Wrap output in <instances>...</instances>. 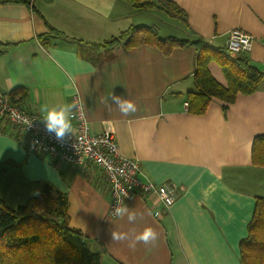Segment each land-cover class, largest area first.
Instances as JSON below:
<instances>
[{
  "label": "crops",
  "instance_id": "crops-1",
  "mask_svg": "<svg viewBox=\"0 0 264 264\" xmlns=\"http://www.w3.org/2000/svg\"><path fill=\"white\" fill-rule=\"evenodd\" d=\"M0 1V42L14 45L0 57V91L9 98L22 89L21 108L40 116L45 105L72 106L77 95L92 132L111 131L119 154L139 161L141 180L178 189L167 209L153 196L126 202L137 213L135 223L127 216L110 218L108 183L98 167H74L28 152L26 134L3 120L0 199L15 208L34 190L41 193L44 184L54 186L67 196L69 228L77 233L72 240L99 252L100 264H240L239 242L247 235L255 197L264 198V167L251 158L254 138L264 135V78L255 93L238 94L225 109L214 99L204 114H196L185 99L193 91L194 47L175 48L168 56L148 45L118 48L98 64L78 54L81 43H100L130 26L156 22L150 14L121 0H32L36 11ZM172 1L187 23L179 21L175 35L170 29L162 39L200 37L225 47L228 33L239 28L254 37L245 57L264 73V0ZM48 26L81 43L52 39L42 48L37 37ZM208 69L227 86L218 62ZM112 92L132 101L135 113L123 116L115 105L106 108ZM146 227L158 233L152 244L132 249L111 240V230Z\"/></svg>",
  "mask_w": 264,
  "mask_h": 264
},
{
  "label": "trees",
  "instance_id": "trees-1",
  "mask_svg": "<svg viewBox=\"0 0 264 264\" xmlns=\"http://www.w3.org/2000/svg\"><path fill=\"white\" fill-rule=\"evenodd\" d=\"M12 1L35 10L31 4L32 0ZM121 1L136 11H158L184 24L187 23L186 13L172 0ZM3 3L0 1V4ZM61 38L81 43L50 26L48 32L38 36L37 40L42 48L48 49L52 39ZM142 45L156 47L167 56L175 48L194 47L196 58L193 91L188 92L185 99L188 111L196 114H204L207 103L214 99L223 104H231L238 94L255 93L264 78V73H260L243 54L228 53L225 47L215 48L200 37L162 39L153 25L130 26L117 36L100 43H81L78 45V54L98 64L103 56L110 57L115 49L129 51ZM12 47L14 45L0 42V57ZM213 61L219 63L227 86L219 84L211 75L208 66ZM9 98L12 104L21 108L26 92L17 89L9 93ZM251 158L253 165L264 167V135L254 138ZM42 187L39 196L30 197L24 204L15 208L9 207L0 199V264H100L99 252L90 251L84 243L76 244L72 240L77 233L69 228L66 194L50 184H44ZM239 252L240 264H264L263 197H255L253 214L247 224V235L239 242Z\"/></svg>",
  "mask_w": 264,
  "mask_h": 264
},
{
  "label": "built area",
  "instance_id": "built-area-1",
  "mask_svg": "<svg viewBox=\"0 0 264 264\" xmlns=\"http://www.w3.org/2000/svg\"><path fill=\"white\" fill-rule=\"evenodd\" d=\"M254 37L238 29L231 30L226 38L225 49L233 54L251 51ZM264 46V42H263ZM72 134L58 141L54 134L45 131L42 116L28 113L11 103L8 96L0 91V123L6 120L26 134L28 152L48 155L57 162L74 167L91 164L98 167L108 183L110 202L107 215L119 205L135 197H155L163 208L171 207L176 201L178 189L169 182L155 184L140 179L141 169L135 158H125L118 152L114 134L109 130L92 132L87 121L81 99L75 95L71 100Z\"/></svg>",
  "mask_w": 264,
  "mask_h": 264
},
{
  "label": "clouds",
  "instance_id": "clouds-1",
  "mask_svg": "<svg viewBox=\"0 0 264 264\" xmlns=\"http://www.w3.org/2000/svg\"><path fill=\"white\" fill-rule=\"evenodd\" d=\"M115 105L116 109L123 116H128L136 111V105L129 99L111 93L109 100L105 101V106L109 110ZM72 107L70 105H60L49 107L45 105L42 108V120L44 122L45 131L49 134H54L58 141L65 138L66 134H72ZM31 195L39 196V190H34ZM111 215L123 218L127 216L128 222L135 223L137 219V213L129 210L125 205L123 207L117 205L112 210ZM158 239V233L151 227H146L140 232H136L134 229L131 232L115 231L111 230V240L116 243H127L129 248L135 249L137 244L143 243L149 245L154 243Z\"/></svg>",
  "mask_w": 264,
  "mask_h": 264
},
{
  "label": "rangeland",
  "instance_id": "rangeland-1",
  "mask_svg": "<svg viewBox=\"0 0 264 264\" xmlns=\"http://www.w3.org/2000/svg\"><path fill=\"white\" fill-rule=\"evenodd\" d=\"M145 13H147V14H150V16H152L153 18H152V20L153 19H155L156 20V22H149L150 23V25H153V26H155L157 29H158V33H159V31H160V33H159V35H163V34H165V31H170V29L172 30V32L174 33V35H175V33H176V30L177 29H175V27H179L180 26V23H179V21H177V20H175V18L174 19H170V18H168V17H166V20L169 22L168 24H166L165 25V27L163 26V24L165 23V22H167L166 20H163L164 19V17H162V16H167L165 13H162V15H161V13L160 12H158V11H151V12H145ZM136 14H137V12H136ZM145 15L143 14L142 15V17H144ZM163 20V21H162ZM163 23H162V22ZM171 25H173V26H171ZM163 26V27H162ZM161 38V37H160ZM213 47H215V48H218L217 46H216V44H214V45H212ZM229 53V52H228ZM9 205H11V204H9Z\"/></svg>",
  "mask_w": 264,
  "mask_h": 264
}]
</instances>
